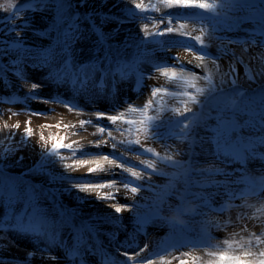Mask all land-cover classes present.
I'll list each match as a JSON object with an SVG mask.
<instances>
[{"label": "rangeland", "instance_id": "obj_1", "mask_svg": "<svg viewBox=\"0 0 264 264\" xmlns=\"http://www.w3.org/2000/svg\"><path fill=\"white\" fill-rule=\"evenodd\" d=\"M63 2L65 7L61 10L37 7V0H0V181L13 185L16 193L34 186L40 212L39 218L34 219L26 215L29 208L22 197L0 192V226L12 225L0 230V261L48 264L35 253L31 257L29 253L18 255L7 231L19 233L27 244L49 252L52 264H137L147 258L154 264H180L181 260L189 264H219L220 254L235 256L244 252L252 253L245 259H259V251H264V144H257V155L229 157L230 162L224 164L212 155L214 145L202 138L212 135L214 117L222 107L221 97L235 99V107L243 109L236 114L241 124L253 117L259 124L264 115V0H242L244 7L240 6L241 0H197L208 4V9L169 8L159 5L157 0ZM43 3L51 5L53 0ZM101 13L122 22L117 24L109 19L104 23L98 15ZM77 16L85 38L72 46L69 59L89 64L98 56L104 62V71L96 73V82L101 77L109 81L103 85L106 95L97 96L94 90L74 93L71 84L50 81L47 64L40 66L37 54L53 51L55 62L61 63L65 53L58 45L65 39V21L70 24ZM93 23L110 36L103 48L91 31ZM169 27L173 29L170 33ZM161 31L163 36L159 35ZM197 36L200 41L195 40ZM6 48L8 53L4 55ZM202 51L205 59L198 60L196 57ZM227 64L232 69L230 73L238 77L235 85L224 86L228 75L222 69ZM124 65L134 67L127 79L121 81L117 69ZM166 69L175 73L174 79L160 75ZM109 72H114L119 82L115 87ZM34 84L37 87L33 88ZM154 89L161 91L154 96ZM190 97L198 103H192ZM149 101L151 105L140 111ZM125 109L133 112L130 118L124 117ZM91 113L95 116L90 117ZM108 115H117L120 120L112 124ZM146 117L158 118L155 140L150 141L144 132L138 131L145 128L141 121ZM17 124L19 128L15 127ZM100 127L105 128L103 133ZM241 134L264 136V126L244 128ZM56 137L72 144L78 154L120 157L123 152L124 162L139 165L137 171L143 167L140 160H150L157 171L148 169L150 178L134 181L128 189L117 182L111 188L81 191L74 181L134 178L102 160L100 163L110 171L89 175V168L95 164L79 166L68 149L59 150L58 156L48 155L53 151L54 141L50 138ZM137 139L140 144L128 145V141ZM121 140L128 145L127 151L119 145ZM114 142L118 150L112 148ZM147 148H152L155 155L145 152ZM167 156L184 166L222 168L229 174L215 176L217 183L203 190L213 195L190 205L196 211L180 216L184 225L169 223L177 209L185 205L176 195L183 191L181 169ZM120 162L118 159L117 163ZM41 164L42 172L37 170ZM69 164L73 165L71 169L66 167ZM114 173L115 176L106 178ZM135 183L143 187L134 194L130 189ZM112 190V200L103 199L102 195ZM92 194L98 198L91 200ZM87 198L91 202L84 204ZM250 200L258 203L249 206ZM118 201L127 205L130 212L115 213L113 204ZM259 214L262 215L258 217ZM139 216L147 220L142 228L137 223ZM88 221L98 226V232L78 241L79 228ZM252 223L257 227H252ZM33 228L38 231L30 230ZM45 232L47 236H42ZM145 240L148 247L144 254L129 260L135 254L133 249ZM129 243L132 247L127 246ZM205 251L212 253L200 261L197 253Z\"/></svg>", "mask_w": 264, "mask_h": 264}, {"label": "snow or ice", "instance_id": "obj_2", "mask_svg": "<svg viewBox=\"0 0 264 264\" xmlns=\"http://www.w3.org/2000/svg\"><path fill=\"white\" fill-rule=\"evenodd\" d=\"M162 3L171 8L173 6H182L184 8L188 7H194L199 9H208L209 5L205 3H198L197 0H162ZM37 7L44 6V7H57L61 10L65 7V4L63 0H53V3L51 5H47L43 3V0H37ZM241 7H244V4L240 3ZM70 8L71 5H68ZM137 8H140L141 5H136ZM101 17L102 22L106 23L111 19L113 22L119 24L122 21L118 17H107L104 16L102 13L98 14ZM63 18V17H62ZM88 19H91V17H88ZM67 24V31L65 32V39L63 40L62 44L58 45L61 51L65 53L64 58L62 59L60 64H57L55 62V52L46 53L43 55L37 54L39 56L40 66L42 67L44 64L48 65L49 69V78L50 81L53 83H56L58 85H68L71 84L72 91L77 94L81 93H87L90 90H94L95 94L97 96L99 95H106L107 90L103 88V85L105 83H109V81L101 77L100 82H96V73L104 71L103 69V61L99 59L97 56L96 61L89 64H77L74 63L69 59L68 53L71 52L72 46L81 40H83L84 32L81 31V20L77 16L72 22L69 24L67 21H65ZM183 28V25H181ZM92 33L97 36V44L100 47H104L107 44L108 39H110V36L108 34L103 33L100 28L96 27L93 23ZM173 29L171 27L167 28V32H172ZM160 36L164 35V32L161 31L159 33ZM196 41H200V37H195ZM204 47L203 45L201 46ZM227 51V50H225ZM8 49H5L4 55H7ZM205 53L202 51L199 55H197L198 60H204L205 59ZM143 59V57H140ZM106 59V58H105ZM262 59H264V56H262ZM97 64H99L101 67H97ZM132 65H124L117 69L120 73L121 79H124L129 74V70L133 68ZM161 70V69H158ZM0 71H3L0 69ZM163 75L167 77L169 75V72L167 70H162ZM232 69H229V73H226L225 75L230 74ZM264 71V70H262ZM109 76H112V86L115 87L118 81L115 80V73L109 72ZM172 78H175V73L173 72ZM233 83L235 81L233 80ZM37 87V85H33V88ZM211 90H215L214 88ZM161 91V89H154L152 94L155 96L157 92ZM201 93L204 92L203 89L200 90ZM239 95H243L240 93ZM36 99H39V97H35ZM192 100V103H198V101L194 97H190ZM58 102V101H53ZM151 101H149L148 104L144 106V109H139L140 111H145L150 105ZM220 103L222 107L218 110L216 116L214 117L216 121L215 127L212 129V135L202 138L207 139L208 142L214 145V151L212 152V155L217 159L221 160L222 163L227 164L230 161L228 160L229 157L232 158H239L244 153H248L251 156L257 155L255 149L257 144H264V136H258V137H245L241 134L242 129L244 128H250L253 125H256L257 127L264 126V115L261 116V119L259 121V124H257L255 118L253 117L250 121L245 122L244 124H241L238 122L236 118V114L238 111H242L243 109H237L235 107L236 101L235 99L228 100L225 97L220 98ZM133 111H137V109L133 108ZM188 111H191V109H188ZM39 114V113H37ZM107 119L112 123L116 124L118 120H120V117L117 115H108ZM157 117H146L145 120H142L141 123L145 125V128L138 129V131H142L145 133L146 137L151 141L155 140L156 138V121ZM84 123V122H82ZM90 123V122H89ZM125 123H131V121H125ZM16 128H19L20 125H15ZM59 127V125L57 126ZM189 126L187 124L184 125V128L187 129ZM105 131L104 127H100V132L103 133ZM28 134L31 135V128L27 130ZM109 136H112V133H108ZM113 140H115V137H112ZM41 140H44L45 138L43 135L40 137ZM54 142L52 144L53 151L49 153L50 156H58L59 150L61 149H68L70 152L71 158H73L76 163L83 167L86 166L89 163H94V167L89 168V175L92 173H95L97 171L101 173L109 172L110 169H106L100 161L107 162L108 165H115L116 168L122 169L123 173H129L134 180H130L124 177H121L119 181L113 179L110 182L102 181V180H94V179H81L74 181L75 184L80 185V190L85 191L86 188H111L113 184L119 182L123 185L125 189L129 188L130 184H133L134 181H142L145 179H148L147 170L151 169L152 172H156L157 169L155 165L150 160H140V165H143L142 168H140L139 171L136 169L139 168V165H128L123 160V152H121L120 157L111 156L106 153H88L83 152L78 154L77 150L73 148L72 144L63 143L62 137H56V138H50ZM135 143L140 144V140L137 139L135 141H128V145ZM119 145H124V151L128 150V145H125L124 141H119ZM112 148L114 150H118V144L112 143ZM147 153H153L152 148L144 149ZM155 155V153H153ZM94 157L95 159L88 160L84 159L82 157ZM64 157H61L63 159ZM120 160V163H117V160ZM166 159L170 161L175 167L178 169H181L179 175L181 179L183 180V191H177L176 195H178L181 198L182 204L185 205V207H181L177 209V215H174L172 219L169 221V223H172L173 225H184V220L180 219V216L183 215L184 212H192L195 213L196 209L190 207L191 204L195 203L196 201H206L212 193H207L203 191L204 189H207L210 185L216 184L217 181L215 180V176L217 175H229L228 173L224 172L222 168H200L193 165L184 166L180 164L177 161H174L172 156H167ZM67 168L71 169L73 167L72 164H69L66 166ZM38 171H43V164L39 166L37 169ZM51 182V181H50ZM143 187L140 183H135L134 186L131 187L132 193H137L141 190ZM193 188H199L201 191H193ZM8 192L14 197H22L24 199V202L28 205L29 212L26 213V215H32L34 219H38L40 216V212L38 207L36 206L37 201V189L32 186L29 188H26L23 193H16L15 188L13 185L7 184L3 181H0V192ZM190 198V199H189ZM107 199V197H106ZM221 212L224 211V209H220ZM122 212V207L116 206L115 207V213L119 214ZM160 219H167L166 217H160ZM147 222L146 218L143 216H139L137 218V223L142 228L143 225ZM12 227L11 224L0 226V230H6L7 228ZM32 231H38L37 229H30ZM93 232H98V226L91 221H88L87 223H84L79 228V236L78 241H84L86 238H89ZM42 236H47V233H42ZM55 235V233H53ZM114 236L113 234H110V239ZM40 238V237H38ZM225 244L228 243L227 240L224 241ZM128 247H132V244L129 243L127 245ZM147 247V245H145ZM231 247V245H229ZM43 250L41 249V252ZM143 251V249H139L137 251V255H139V252ZM242 251V250H241ZM165 253H167V250H165ZM75 254V253H73ZM34 255V253H29V257ZM245 256H252L251 252H244L243 255H225L220 254L219 255V264H264V251H259V259H256L255 257H252L250 259H245ZM129 260L132 259V257H128ZM161 260L163 261V255H161ZM0 264H3V261H0ZM137 264H154L153 260L151 258L147 259H140L137 261ZM180 264H189L187 260H181ZM193 264H195V261H193Z\"/></svg>", "mask_w": 264, "mask_h": 264}, {"label": "bare ground", "instance_id": "obj_3", "mask_svg": "<svg viewBox=\"0 0 264 264\" xmlns=\"http://www.w3.org/2000/svg\"><path fill=\"white\" fill-rule=\"evenodd\" d=\"M157 2H158L159 5H164L162 3V0H157ZM166 70L169 72V75L167 77L172 76V71L170 69H166ZM222 71L225 74L229 73V65L228 64L225 65L224 68L222 69ZM160 75L163 76V74H160ZM126 79H127V77L124 78V79H120V80L123 81V80H126ZM237 79H238V77L233 76L232 73L228 74V77H227V80H226V85H224V86L235 85L238 82ZM233 80L235 81V83H233ZM123 114H126V115H124V117L130 118V116H132L133 112L132 113L131 112L128 113L126 111V109H125L123 111ZM92 116L94 117L95 115L91 113L90 117H92ZM101 116L100 115H96V117H101ZM115 174L116 173L111 174L109 176H106V178H111V177L115 176ZM107 182H110V180L107 181ZM102 196H103V199L109 201V200H112V196H115V195H114V192L112 190V191H109V192H105ZM106 197H107V199H106ZM90 198L92 200V199L98 198V197H97V195L92 194V196ZM119 201L114 203L113 205L122 207V212L121 213H123V214L129 213L130 209H128V206L125 205L124 203L119 202ZM88 202H91L90 199H88V198L83 200L84 204H86ZM257 203H258V200L255 201V202L254 201L251 202V200H250L247 204H249V206H253V205H256ZM133 204H135V203H132L131 205H133ZM116 206H113V207L115 208ZM263 209H264V207H263ZM260 215H262V214H259L258 217ZM252 224L255 225V226H252V227H255V228L257 227L255 223H252ZM6 234L9 237V239L12 241L13 247L15 249V252L18 255L24 256V255H27L28 253H35L37 255H40L43 259L47 260L48 264H52L53 263V261L51 260V256H50L49 252H47V253L44 252V251L41 252V249L36 248V246L34 244L33 245L32 244H27V242L24 241V239H22L24 237H22L19 233L7 231ZM147 240L143 241V243H142V245L140 247H137V248L133 249V252L135 253V254L131 255L133 259H137V258L139 259L141 257V255L144 254L146 248L148 247V246L145 247V245H147V243H148ZM139 249H143V251H140L139 255H137V251ZM211 253H212L211 251H205V252H200V253H197V254H199L198 258L200 259V261H205L209 257V255H211Z\"/></svg>", "mask_w": 264, "mask_h": 264}]
</instances>
